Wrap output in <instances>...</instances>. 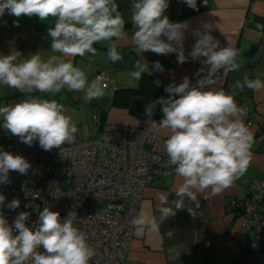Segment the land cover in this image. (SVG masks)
Returning a JSON list of instances; mask_svg holds the SVG:
<instances>
[{
    "label": "clouds",
    "instance_id": "1",
    "mask_svg": "<svg viewBox=\"0 0 264 264\" xmlns=\"http://www.w3.org/2000/svg\"><path fill=\"white\" fill-rule=\"evenodd\" d=\"M184 2L198 10L197 0ZM204 3L207 4V0ZM168 6V0H133L131 39L139 53H177V60L182 64L187 59L183 50L187 24L170 22L164 15ZM5 12L17 18L37 16L41 21L53 18L54 27L48 29V35L51 52L59 55L42 58L38 52L22 58L20 51H13L0 56V85L26 94L55 95L66 88L82 92L85 102L105 96L108 85L102 77L97 76L89 82L85 71L65 58L83 57L86 53L95 56L94 44L110 41L108 59L112 62L123 59L115 41L128 36L115 0H0V17ZM14 23L19 26L18 21ZM262 27L264 25L256 24L257 29ZM196 35L198 39L189 55L193 60L204 58L201 62L208 66L207 74L196 86L185 76L179 85L165 88L170 94L167 99L160 98L145 107L147 122L152 127L158 123L161 129L170 132L163 148L167 163L174 166V174L182 183L175 189V198L170 202L167 196L159 197L162 205L157 209L159 217L140 212L131 220L132 226L139 231H160L166 219L185 208V199L199 208L198 194H221L247 171L251 162L254 136L244 120L247 112L238 106L235 96L245 88L264 89V81L245 75L242 81L236 80L231 85V93L214 90L212 85L221 70L227 75L240 69L238 50L230 45L220 47L210 33ZM134 67L136 70L130 75L135 80L149 71L145 61L137 60ZM154 69L163 71L159 61L154 63ZM157 103L163 113L159 122L152 119ZM0 116L3 117L2 127L20 142L32 146L38 140L45 151L73 142L78 131L63 104L32 95L14 105L0 107ZM30 167L24 157L0 151V183L8 181L10 171L23 175ZM4 202L5 196L0 194V209ZM19 205L20 201L13 199L7 207L15 210ZM187 210L195 216L193 207ZM28 218L29 213L20 212L10 226L0 211V264H89L95 256L86 234L74 227L78 219L74 211L61 220L59 212L45 206L31 227L27 226ZM167 236L171 237L172 232Z\"/></svg>",
    "mask_w": 264,
    "mask_h": 264
},
{
    "label": "crops",
    "instance_id": "2",
    "mask_svg": "<svg viewBox=\"0 0 264 264\" xmlns=\"http://www.w3.org/2000/svg\"><path fill=\"white\" fill-rule=\"evenodd\" d=\"M168 2L169 6L164 13L170 22L187 24L183 40L187 58L184 63L178 62L177 53H139L131 39L134 31L131 18L125 17L128 38L115 41L117 51L123 56L122 60L112 62L108 59L110 41L94 44L97 49L95 56L86 53L83 57L65 58L71 59L74 66L85 71L89 82L94 80L98 71L107 70L109 86L104 97L85 102L82 92L68 91L66 88L55 95L38 92L26 94L0 85V107L14 105L32 95L63 104L72 116L82 140L92 138L97 133L96 129L106 124L142 128L168 138V130L161 129L159 125L152 127L147 121L130 116L125 109L112 106V96L115 91L137 85L138 80L130 75L136 70L134 65L137 60L148 64L149 71L144 74L151 76L163 87L179 85L185 76L190 79L192 86H196L197 81L207 74L208 68L201 62L204 58L193 60L189 55L198 39L197 33H210L219 41L220 47L230 45L238 50L240 69L227 75H223L221 70L212 85L214 90L223 89L231 93V85L236 80L242 81L245 75L250 79L259 77L264 81V44L261 43L264 27L256 28V24L264 25V0H207V4L204 0H197L200 10L189 17L182 16L187 6L184 0ZM131 5L123 9H132ZM16 21L19 26L15 25ZM50 27H54L51 17L41 21L37 16L17 18L5 12L0 17V56L13 51H20L22 58L38 52L42 58L59 55L51 52V37L48 35ZM156 61L162 65V72L154 69ZM201 69L204 71L200 72ZM235 101L246 110L244 120L254 136L252 158L247 171L221 194H198L199 208L195 207L194 202L190 204L185 199V208L177 211L174 217L166 219L160 231H139L134 228L126 264H243L246 255L257 248L250 232L231 212L230 204L233 200L246 198L251 183L264 175V89L253 91L245 88L242 92L237 91ZM2 125L3 117L0 116V151L10 152L11 134ZM10 175L11 171L8 178ZM180 183L182 179L174 173L154 179L140 203L138 214L145 212L149 216L159 217L157 209L162 206L159 197L167 196L170 202L175 198V189ZM187 207L194 208L195 216L188 212ZM168 232H172L171 237L167 236Z\"/></svg>",
    "mask_w": 264,
    "mask_h": 264
},
{
    "label": "built area",
    "instance_id": "3",
    "mask_svg": "<svg viewBox=\"0 0 264 264\" xmlns=\"http://www.w3.org/2000/svg\"><path fill=\"white\" fill-rule=\"evenodd\" d=\"M97 76L109 86L107 70ZM96 131L88 140L77 131L73 142L51 151L43 150L38 140L28 146L11 135L10 153L24 157L31 167L23 175L11 171L8 181L0 183L5 196L0 211L10 226L20 212L29 213L30 227L45 206L59 212L61 220L74 211V227L86 234L96 252L89 264H126L131 220L153 180L172 175L174 166L164 152L167 138L121 125L106 124ZM13 199L20 201L15 210L7 207ZM230 210L257 243L243 264H264V175L251 183L246 198L231 202Z\"/></svg>",
    "mask_w": 264,
    "mask_h": 264
},
{
    "label": "trees",
    "instance_id": "4",
    "mask_svg": "<svg viewBox=\"0 0 264 264\" xmlns=\"http://www.w3.org/2000/svg\"><path fill=\"white\" fill-rule=\"evenodd\" d=\"M125 1L127 2V6L133 3V0L131 2L129 0ZM197 9H192L187 5L183 9L182 16L189 17L200 10L198 7ZM165 88L156 83L151 76L142 74V78L138 80L134 88L122 89L113 93L112 106L125 109L132 117L148 121V118L145 116V107L151 103H155L160 98L167 99L170 94L165 91ZM176 98L179 97L177 96ZM162 118L161 105L157 103L152 119L159 122Z\"/></svg>",
    "mask_w": 264,
    "mask_h": 264
},
{
    "label": "water",
    "instance_id": "5",
    "mask_svg": "<svg viewBox=\"0 0 264 264\" xmlns=\"http://www.w3.org/2000/svg\"><path fill=\"white\" fill-rule=\"evenodd\" d=\"M118 5V11L121 12L123 8L127 6V2L125 0H115Z\"/></svg>",
    "mask_w": 264,
    "mask_h": 264
},
{
    "label": "rangeland",
    "instance_id": "6",
    "mask_svg": "<svg viewBox=\"0 0 264 264\" xmlns=\"http://www.w3.org/2000/svg\"><path fill=\"white\" fill-rule=\"evenodd\" d=\"M120 14L122 15L123 18L127 17V18H131V14H132V9H123ZM165 15V13H164Z\"/></svg>",
    "mask_w": 264,
    "mask_h": 264
}]
</instances>
